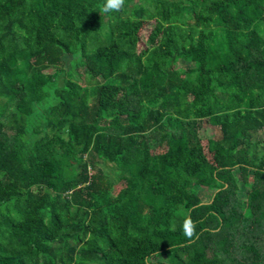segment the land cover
<instances>
[{
  "label": "trees",
  "instance_id": "16d2710c",
  "mask_svg": "<svg viewBox=\"0 0 264 264\" xmlns=\"http://www.w3.org/2000/svg\"><path fill=\"white\" fill-rule=\"evenodd\" d=\"M105 2L0 0V264H264V0Z\"/></svg>",
  "mask_w": 264,
  "mask_h": 264
},
{
  "label": "rangeland",
  "instance_id": "374dc122",
  "mask_svg": "<svg viewBox=\"0 0 264 264\" xmlns=\"http://www.w3.org/2000/svg\"><path fill=\"white\" fill-rule=\"evenodd\" d=\"M147 34H148V31H146L145 34L143 35V40L144 41L146 40ZM181 65H182V67L186 66L185 63H182ZM187 66L191 67L192 64H187ZM64 68L65 69L70 68V57H68V56L66 57V62L64 64ZM48 71H50V70H48ZM82 73L83 72L80 69V71L76 74L75 77L78 78L80 81L84 82L85 76ZM199 134H201V136L203 138H206V139L215 138V137L218 136V131L215 128L211 127V126L206 125L203 128V130H201V133H199ZM254 135H255L254 139H256L257 141H259V142L263 141V139H264V131L255 133ZM237 174H238L239 178L241 179V175H240L239 171L237 172ZM247 189H248L247 187H242V189L239 192V196L244 198L246 196ZM199 191H201V196H202V198L205 201H208L212 197L213 192H214V190H211V189L206 188V187L201 188V190H199ZM152 260H153V263H157L158 261H162V262L165 261L164 258H162L160 260H158L157 258H153Z\"/></svg>",
  "mask_w": 264,
  "mask_h": 264
},
{
  "label": "clouds",
  "instance_id": "9594fccd",
  "mask_svg": "<svg viewBox=\"0 0 264 264\" xmlns=\"http://www.w3.org/2000/svg\"><path fill=\"white\" fill-rule=\"evenodd\" d=\"M123 3L124 0H106L101 11L107 13L113 10H119L122 7ZM183 230L184 234L189 238H191L195 234V226L190 217L185 218L183 223Z\"/></svg>",
  "mask_w": 264,
  "mask_h": 264
}]
</instances>
